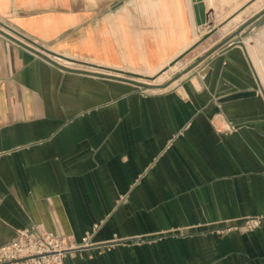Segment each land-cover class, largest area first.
I'll return each instance as SVG.
<instances>
[{"label": "crops", "instance_id": "obj_1", "mask_svg": "<svg viewBox=\"0 0 264 264\" xmlns=\"http://www.w3.org/2000/svg\"><path fill=\"white\" fill-rule=\"evenodd\" d=\"M257 2L201 0L200 22L197 0H0V247L39 227L64 264H264ZM39 46L187 67L153 92Z\"/></svg>", "mask_w": 264, "mask_h": 264}, {"label": "built area", "instance_id": "obj_2", "mask_svg": "<svg viewBox=\"0 0 264 264\" xmlns=\"http://www.w3.org/2000/svg\"><path fill=\"white\" fill-rule=\"evenodd\" d=\"M246 224L251 227L249 222ZM74 250L65 233L52 234L33 227L17 231L14 242L0 247V264H64L65 257Z\"/></svg>", "mask_w": 264, "mask_h": 264}, {"label": "rangeland", "instance_id": "obj_3", "mask_svg": "<svg viewBox=\"0 0 264 264\" xmlns=\"http://www.w3.org/2000/svg\"><path fill=\"white\" fill-rule=\"evenodd\" d=\"M264 5V0H258V2L254 5L255 10H259L262 6ZM264 35V34H263ZM263 42H264V37H263ZM252 45V53L255 55L256 60H254V67L257 69V74L258 77H260V82L261 85L264 88V45L263 47H259V49L256 50V46L254 47L253 43ZM261 48V49H260ZM187 66H182L181 68H174V69H169V71L164 74H160L155 80L153 81H143L140 80L144 83L152 84L154 86L158 87H152V91L157 92L159 89H163L167 86H170L177 78H180L184 74V70ZM176 69V70H175ZM260 72V73H259ZM185 77H182V79ZM195 81V79H194ZM195 83V82H194Z\"/></svg>", "mask_w": 264, "mask_h": 264}, {"label": "water", "instance_id": "obj_4", "mask_svg": "<svg viewBox=\"0 0 264 264\" xmlns=\"http://www.w3.org/2000/svg\"><path fill=\"white\" fill-rule=\"evenodd\" d=\"M198 1V10H199V12H200V22L202 21H204L205 20V17H204V5L201 3V0H197ZM199 21V20H198ZM0 26H2V27H4V28H8V27H6V26H4V25H2L1 23H0ZM25 41H27V42H30V44H28V46L30 45V47H34L33 45H34V43L33 42H31L29 39H26V38H23ZM33 44V45H32ZM38 49L40 50V51H38V52H40L43 56H52L54 59H57V60H59V61H64V59L65 60H68V61H71V62H76V63H81V64H84V65H88V66H95V67H99V66H96V65H90V64H88V63H84V62H79V61H75V60H71V59H67V58H65V57H63V56H61V55H59V54H56V53H52V52H49V51H47L46 49H44V48H42V47H38ZM99 68H102V69H104V70H107V71H112V72H115V73H119V74H122V75H125V76H128V77H131L132 79H129V81L130 82H132V83H134L135 85H137V86H139V87H141V88H144V89H146V88H150V87H152V85H150V84H148V83H144V82H142V81H140L139 79H141V80H147V81H153V80H155L160 74H162V73H164L165 71H166V69H168L167 67L166 68H164V69H162L161 71H159L158 73H156L155 75H153V76H147V75H142V74H139V73H132V72H126V71H122V70H116V69H108V68H104V67H99ZM120 78H122V77H120ZM258 80H259V78H258ZM259 86H260V88H261V90H262V94H263V96H264V88H263V86L261 85V83L259 82Z\"/></svg>", "mask_w": 264, "mask_h": 264}, {"label": "bare ground", "instance_id": "obj_5", "mask_svg": "<svg viewBox=\"0 0 264 264\" xmlns=\"http://www.w3.org/2000/svg\"><path fill=\"white\" fill-rule=\"evenodd\" d=\"M253 65H254V61H253ZM139 70V69H138ZM257 70V69H256ZM99 71V70H98ZM103 71V70H102ZM125 71V70H124ZM141 71V70H140ZM158 71L159 70H157V71H148L147 73H141V72H137L136 71V73H141V74H143V75H148V76H153V75H155L156 73H158ZM134 72V71H133ZM143 72H145V71H143ZM260 73V72H259ZM119 75H121V74H119ZM123 76V75H122ZM121 76V77H122ZM259 78V82H260V77H258ZM141 80V79H140ZM143 81H146L147 82V80H143ZM261 83V82H260ZM150 85H152V84H150ZM154 86V85H153Z\"/></svg>", "mask_w": 264, "mask_h": 264}]
</instances>
